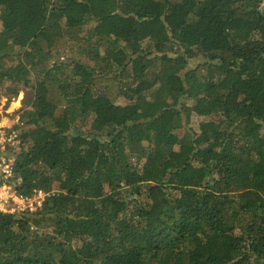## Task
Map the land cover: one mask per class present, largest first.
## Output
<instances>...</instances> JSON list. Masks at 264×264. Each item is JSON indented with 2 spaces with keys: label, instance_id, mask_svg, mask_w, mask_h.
I'll list each match as a JSON object with an SVG mask.
<instances>
[{
  "label": "trees",
  "instance_id": "obj_1",
  "mask_svg": "<svg viewBox=\"0 0 264 264\" xmlns=\"http://www.w3.org/2000/svg\"><path fill=\"white\" fill-rule=\"evenodd\" d=\"M20 93L0 264H264V0H0Z\"/></svg>",
  "mask_w": 264,
  "mask_h": 264
},
{
  "label": "built area",
  "instance_id": "obj_2",
  "mask_svg": "<svg viewBox=\"0 0 264 264\" xmlns=\"http://www.w3.org/2000/svg\"><path fill=\"white\" fill-rule=\"evenodd\" d=\"M13 126H4L0 121V214L38 211L46 195L35 190L30 196L17 194L9 183L13 177L14 154L19 150L20 135L18 127L22 126L16 118Z\"/></svg>",
  "mask_w": 264,
  "mask_h": 264
},
{
  "label": "rangeland",
  "instance_id": "obj_3",
  "mask_svg": "<svg viewBox=\"0 0 264 264\" xmlns=\"http://www.w3.org/2000/svg\"><path fill=\"white\" fill-rule=\"evenodd\" d=\"M90 28V26L84 28L81 32H78V35L76 36L77 42L84 44V46L87 48V56L90 59H96L100 56L102 57L106 43L104 40L93 38L89 40L88 42H82V38H84L87 30ZM26 95L19 94L18 97L11 99L8 102L7 98H0V121L1 124L4 126H13V122L16 118L20 119V113H17L18 110L24 108L23 105V99ZM119 103H123V100L120 99ZM19 112V111H18ZM198 126V120H196L194 117L191 118L188 127H190L193 130H196Z\"/></svg>",
  "mask_w": 264,
  "mask_h": 264
}]
</instances>
